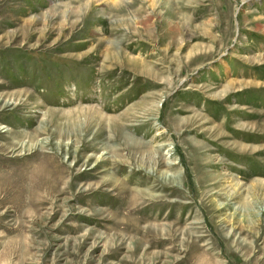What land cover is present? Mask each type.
Instances as JSON below:
<instances>
[{
  "label": "rangeland",
  "instance_id": "374dc122",
  "mask_svg": "<svg viewBox=\"0 0 264 264\" xmlns=\"http://www.w3.org/2000/svg\"><path fill=\"white\" fill-rule=\"evenodd\" d=\"M0 264H264V0H0Z\"/></svg>",
  "mask_w": 264,
  "mask_h": 264
},
{
  "label": "bare ground",
  "instance_id": "6f19581e",
  "mask_svg": "<svg viewBox=\"0 0 264 264\" xmlns=\"http://www.w3.org/2000/svg\"><path fill=\"white\" fill-rule=\"evenodd\" d=\"M86 1V0H85ZM96 1H98V2H100V3H106L108 0H96ZM91 2V0H87V3H90ZM81 4V3H80ZM68 126L72 129L73 128V124H72V122H71V120L69 119L68 120Z\"/></svg>",
  "mask_w": 264,
  "mask_h": 264
}]
</instances>
